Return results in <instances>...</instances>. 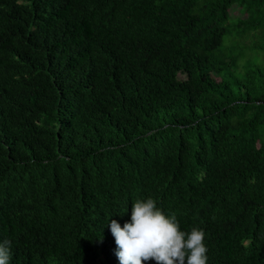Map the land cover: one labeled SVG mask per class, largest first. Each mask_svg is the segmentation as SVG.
I'll list each match as a JSON object with an SVG mask.
<instances>
[{
    "label": "trees",
    "instance_id": "trees-1",
    "mask_svg": "<svg viewBox=\"0 0 264 264\" xmlns=\"http://www.w3.org/2000/svg\"><path fill=\"white\" fill-rule=\"evenodd\" d=\"M149 196L207 264H264V0H0L11 264H119Z\"/></svg>",
    "mask_w": 264,
    "mask_h": 264
},
{
    "label": "clouds",
    "instance_id": "clouds-1",
    "mask_svg": "<svg viewBox=\"0 0 264 264\" xmlns=\"http://www.w3.org/2000/svg\"><path fill=\"white\" fill-rule=\"evenodd\" d=\"M119 264H207L208 244L203 228L181 230L176 214H166L151 196L132 203L131 220L123 225L109 219ZM12 242L0 240V264H11Z\"/></svg>",
    "mask_w": 264,
    "mask_h": 264
}]
</instances>
